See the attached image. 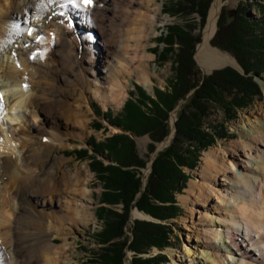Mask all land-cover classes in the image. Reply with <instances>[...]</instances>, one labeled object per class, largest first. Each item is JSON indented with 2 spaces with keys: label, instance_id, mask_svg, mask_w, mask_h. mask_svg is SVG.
<instances>
[{
  "label": "bare ground",
  "instance_id": "1",
  "mask_svg": "<svg viewBox=\"0 0 264 264\" xmlns=\"http://www.w3.org/2000/svg\"><path fill=\"white\" fill-rule=\"evenodd\" d=\"M158 2L95 0L85 8L79 0H0V264H70L67 237L53 242L52 225L39 229L32 218L57 224L58 237L65 222L90 220L87 166H71L56 152L67 139L84 137L85 103L89 109L92 99L121 105L132 80L151 89L156 70L149 68L148 47ZM223 3L210 4L197 44L195 58L207 72L239 67L231 54L209 45ZM62 81L78 86L79 94L58 105ZM260 86L264 91L263 80ZM263 108L247 117L237 138L203 152L197 177L178 195L189 206L183 223H192L183 227L196 236L186 239L195 250L184 245L182 252L189 264H264ZM132 215L150 217L138 209ZM195 253L201 260L194 262Z\"/></svg>",
  "mask_w": 264,
  "mask_h": 264
},
{
  "label": "rangeland",
  "instance_id": "2",
  "mask_svg": "<svg viewBox=\"0 0 264 264\" xmlns=\"http://www.w3.org/2000/svg\"><path fill=\"white\" fill-rule=\"evenodd\" d=\"M212 2L159 0L161 13L148 47L149 68L156 70L151 89L132 80L121 105L102 106L92 99L91 111L85 103L84 137L67 139V147L56 152L71 166H87L91 218L65 222L59 237L57 224L32 219L39 229L52 225L53 242L67 237L70 264H189L182 252L184 245L195 250L186 239L196 236L183 227L192 223H183L189 206L178 195L197 177L203 152L237 138L236 130L248 126L247 117L264 107V0H224L209 45L231 54L240 68L230 64L207 72L195 53ZM61 83V96L54 99L58 105L63 97L71 101L79 94L78 86ZM134 209L150 217H134ZM192 216L196 219V212ZM154 241H162L161 250L147 245ZM192 256L201 260L197 253Z\"/></svg>",
  "mask_w": 264,
  "mask_h": 264
},
{
  "label": "trees",
  "instance_id": "3",
  "mask_svg": "<svg viewBox=\"0 0 264 264\" xmlns=\"http://www.w3.org/2000/svg\"><path fill=\"white\" fill-rule=\"evenodd\" d=\"M140 88H139V86H137L136 87V92H140ZM131 95H135L136 96V93L135 92H132L131 91V93H130ZM158 96V95H157ZM175 96V95H174ZM176 97V96H175ZM178 99V98H177ZM177 99H175L173 102H175ZM129 102V100H127V102H126V105L127 104H129L128 103ZM162 104L163 105H166V99H165V101H163L162 102ZM174 104V103H173ZM134 108H135V106H134ZM137 115V111L136 112H133L132 114H130V118H131V116H132V118H134L135 116ZM197 140V139H196ZM79 152L80 153H82V154H84V156H85V150L84 149H80L79 150ZM158 199H161V198H158ZM143 210H145V212H147V213H149L150 212V214H152L153 216H157V217H160V215L158 214V213H156V211L155 210H153L152 208H149V207H146V206H142L141 207ZM168 217H171V216H168ZM155 245V246H157V247H159L160 248V250H161V247H163L164 245L162 244V241L161 242H157V241H154V242H150V243H147V245Z\"/></svg>",
  "mask_w": 264,
  "mask_h": 264
},
{
  "label": "snow or ice",
  "instance_id": "4",
  "mask_svg": "<svg viewBox=\"0 0 264 264\" xmlns=\"http://www.w3.org/2000/svg\"><path fill=\"white\" fill-rule=\"evenodd\" d=\"M80 4H82L85 8L91 7L95 4V0H79ZM13 27H16V25H13ZM28 34L32 35V29L28 30ZM39 39V37H37ZM28 86L25 85V88ZM0 112H2V93H0ZM2 118V117H0Z\"/></svg>",
  "mask_w": 264,
  "mask_h": 264
}]
</instances>
